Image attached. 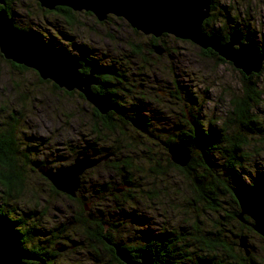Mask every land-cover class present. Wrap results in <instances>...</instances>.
Here are the masks:
<instances>
[{"label": "trees", "instance_id": "trees-1", "mask_svg": "<svg viewBox=\"0 0 264 264\" xmlns=\"http://www.w3.org/2000/svg\"><path fill=\"white\" fill-rule=\"evenodd\" d=\"M18 1L20 0H5V5L0 6V10H6L11 17L15 13ZM223 1L211 0V15L203 24V32L208 36L219 37L223 43H226L233 31L242 32V28L230 26V23L237 19L231 16L232 10L229 6L223 5ZM36 4L39 6L38 3ZM44 11L62 18L64 24L70 28L77 23L75 12L69 8L58 7L54 11ZM110 20H112L111 17L107 21ZM15 25L19 30L27 31L17 23ZM244 28L246 32H242L243 40L251 44L256 52L264 55V43L258 44L255 40V36L250 32V24L244 25ZM36 36L49 48L69 52L74 59L79 60L82 73L94 72L98 85L93 86L92 91L110 98L114 110L107 115L103 116L92 108L94 122L97 124L93 134L101 139V131L114 133L117 130L116 125L119 128L127 126L134 128L133 121L143 123L147 134L146 137L141 135L147 141H158L166 152L168 163L181 173L188 184L192 201L188 204L194 209L199 206L201 212L215 214L217 218L211 230H201L196 224L188 228L143 229L137 231L138 235L135 237L120 241L119 229L123 224L114 221L111 215H106L107 218L104 219V213L101 215L103 211L99 209L98 204H94L96 207H92L90 212L86 211V197L83 196V190L87 184V177L84 179L82 177V186L76 198L65 195L69 201L80 204L77 218L74 217L71 221L48 228L38 220L35 211L20 214L15 205L22 200L21 196L26 192L31 194L36 205L39 204L38 194L28 189L29 172L39 173L37 170L40 167H51L50 164L60 165L64 158L57 155L52 159L42 158L41 150L44 142H38L26 135V122L32 113L34 115V109L33 104L28 107L25 104L15 108L16 110L0 109V191L2 194L0 238L5 237L17 243L27 255L28 260L25 261L33 264H57V260L64 255L63 252L57 251L58 247L74 249L77 243L69 234L78 233V231L83 238L92 243L90 252L92 253L91 261L94 264H125L117 257L116 248L124 251L131 261H138L146 255L154 261V264H259L252 255L246 257L239 248L240 237L254 231L253 222L249 217L245 216L243 222L239 220L241 209L235 195L254 197L264 204V128L255 114V110L262 104L263 96L256 80L264 75V66L256 75L246 77L241 73L242 97L231 101L232 110L225 119L209 121L205 124L202 110L198 109L200 105L194 94L187 88L171 83L164 98L160 94L155 98L148 97L145 90L147 86L143 83L139 84L144 81L141 74L122 61H109L106 56V58L97 56L92 48L83 44L78 46L79 54L72 55L67 48L56 45L52 39L42 41L40 36ZM65 38L74 43L71 36ZM168 38V35L160 38L151 37L149 54H154L156 48H161L157 47L161 40ZM133 53L137 56L140 54L135 50ZM202 53L224 62L211 50L202 51ZM10 64L16 70H27L23 66ZM53 88L58 90L54 84ZM77 95L82 96L79 93ZM23 97L24 101H28L26 96ZM172 99L178 102L174 113L171 106ZM151 107L155 110H151ZM158 108H162L163 111L157 110ZM173 115L175 116L172 120ZM135 131L139 135V132ZM85 139L87 144L84 148L71 143L66 150L73 153L71 159H74L81 151L113 155L106 166L108 169L120 171V180L115 184L120 187L110 188L111 186L108 187L105 184H92L89 195L95 200L108 191V194L100 200H111V196L114 209L119 213L134 200L131 191L138 189L139 186L129 175L132 169L136 170L131 158L123 152L120 153L121 156H117L119 154L104 146L102 141H89L88 135ZM164 144H183L188 147L191 151V160L188 165L186 167L174 165L170 161ZM254 145L255 150H252ZM69 161L70 159H66V163ZM152 172L155 175L163 174L161 164L156 163ZM39 175L48 183L53 194L61 195L47 179L40 173ZM93 210L97 214L92 212ZM85 216L88 218H84ZM132 218L136 220V223H146V220L137 219V215H133ZM60 240H63L66 245H60L58 243ZM102 250L109 254V261L101 259L104 253ZM32 259H38L39 262H32Z\"/></svg>", "mask_w": 264, "mask_h": 264}, {"label": "rangeland", "instance_id": "rangeland-1", "mask_svg": "<svg viewBox=\"0 0 264 264\" xmlns=\"http://www.w3.org/2000/svg\"><path fill=\"white\" fill-rule=\"evenodd\" d=\"M36 3L33 0H20L16 3L18 6L15 7L13 16L15 23L21 28L40 36L42 41L52 39L56 45L67 48L72 55H78V46L83 44L92 48L97 56L102 58L106 56L109 61H122L141 74L144 81L139 84L143 83L147 86L145 90L148 97L155 98L160 94L164 98L171 83L187 88L196 97L205 124L209 121L225 119L232 110L231 101L243 95V73L228 61L222 62L214 56L203 54L202 51L206 50L190 41L168 35L169 40H161L157 46L161 47L163 53L158 55L155 52L150 55L152 36L134 30L123 19L112 16V20L102 24L92 14L75 12L77 23L70 28L64 24L62 18L46 13ZM222 4L229 6L232 10L231 16L237 19L230 23L231 27L242 28L244 33L246 32L244 25L249 23L250 32L255 36V40L258 44L264 43V0H224ZM66 36H71L75 44L65 38ZM133 50L138 51L139 56L135 55ZM9 62L0 54V109L11 110L25 104L27 107L33 104L34 115L32 113L27 119L26 135L38 142H44L41 150L42 158L52 159L57 154L69 158L71 151L66 150L67 146L72 143L74 146L84 148L87 144L85 139L87 135L89 141H102L104 146L115 150L119 154L117 156H121V152L130 156L137 171L132 169L129 175L139 186L138 189L131 191L134 200L119 213L114 209L111 196V200H100L108 194V191L95 200L89 195L92 184L119 188L120 186L115 185L120 180L119 170L108 169L106 166L108 173L100 177L97 172L93 178L94 182L87 176V184L83 190L87 212H90L92 207H96L94 204H98L99 209L103 211L101 215L104 213V219L107 218L106 215H111L114 221L123 224L119 229L120 241L135 237L138 235L137 231L143 229L188 228L195 224L201 230L213 228L217 216L201 212L199 206L196 210L188 204L192 203L190 188L181 173L168 163L166 152L158 141H147L142 136L146 137L145 133L141 132L142 135L139 137L140 134H137L135 128L128 126L119 128L118 125L114 133L101 131L102 138L98 139V136L93 134L97 125L92 114L93 106L83 96H78V92L66 95L64 92L67 91L54 89L53 82L42 80L33 69L16 70L10 64L12 62ZM256 81L263 96L262 104L255 110V114L264 128V75ZM23 96H26L28 101H24ZM176 104L178 105V102L172 99L173 113L177 109ZM157 110L163 111L162 108ZM251 143L254 144L255 141ZM252 150H255V145L252 146ZM104 156L108 158L102 162L107 163L112 158L108 154L97 157ZM156 163L161 164L163 174L155 175L152 172ZM110 165L114 167L113 164ZM28 175V189L38 194L39 204L36 205L31 194L26 192L21 196L22 200L15 205L20 214L35 211L38 220L48 228L77 218L76 214L81 208L78 202L69 201L67 195L62 193L59 196L53 194L50 186L40 178L39 173L29 172ZM1 197L0 191V200ZM109 211L111 213H108ZM92 212L97 214L95 210ZM41 214L45 215L42 217ZM133 215H137V219L146 220V223H136L132 218ZM69 236H72L77 244L74 249L71 247L65 249L64 255L57 260V264H94L90 252L92 243L83 238L79 231ZM245 236L250 246V255L257 263L264 264V239L254 232H247ZM58 243L66 245L63 240ZM101 259L109 261V254L105 251Z\"/></svg>", "mask_w": 264, "mask_h": 264}, {"label": "water", "instance_id": "water-1", "mask_svg": "<svg viewBox=\"0 0 264 264\" xmlns=\"http://www.w3.org/2000/svg\"><path fill=\"white\" fill-rule=\"evenodd\" d=\"M48 11L58 7L69 8L73 12H86L96 17L99 23L109 17L126 21L131 28L144 35L160 38L173 35L177 39L187 40L203 50H211L221 59L231 63L247 77L260 73L264 66V55L256 52L251 44L243 40L241 32L229 35L223 43L219 37L208 36L203 32V24L211 15V0H33ZM5 0H0V6ZM155 52L163 53L161 48ZM0 54L15 65L36 71L44 81H51L67 92L79 91L99 114L105 116L114 110L110 98L96 94L93 86L98 85L94 72H81V63L65 51H56L41 43L37 36L28 31L19 30L14 17L6 10H0ZM133 127L147 134L141 122H132ZM171 161L180 167H186L191 160V151L183 144L165 145ZM108 157H97L86 151L79 152L73 162L55 168L43 166L38 172L60 193L71 198L77 197L84 173L97 166ZM119 191V190H118ZM241 209L239 220L245 216L252 222L253 231L264 239V204L254 197L236 194ZM239 247L247 257L250 246L245 236L240 237ZM66 248L58 247L63 252ZM117 257L125 264H154L144 255L138 261H131L124 251L116 248ZM23 249L8 238H0V264L27 263ZM32 262H39L32 259ZM43 264V263H41Z\"/></svg>", "mask_w": 264, "mask_h": 264}, {"label": "flooded vegetation", "instance_id": "flooded-vegetation-1", "mask_svg": "<svg viewBox=\"0 0 264 264\" xmlns=\"http://www.w3.org/2000/svg\"><path fill=\"white\" fill-rule=\"evenodd\" d=\"M152 108V107H151ZM151 110H154L153 108L151 109ZM139 132V134L141 135V132L140 131H138ZM164 147H165V144L163 145ZM166 148V147H165ZM59 153H63V152H61V151H59ZM72 152H70V154H69V158H67V159H70V161L68 162V163H70L71 161L73 162V160L75 159H71L72 158ZM97 156H100L99 154H97V153H95ZM168 154V153H167ZM110 155H112V154H110ZM109 154H108V156H110ZM59 157H62V156H59ZM110 157H113V155L112 156H110ZM66 157H64L63 158V163H61L60 165L62 166V165H65L64 164V159H65ZM66 160V159H65ZM59 164H54V165H52V164H50V166H51V168H55V167H57V166H60ZM105 167H106V161L105 162H102V163H100L97 167H95V168H93L92 169V171L93 172H97L98 171V174H100V176H105V174H107V170L105 169ZM96 170V171H95ZM89 175V172H86L85 174H84V178L85 177H87ZM94 180V179H93ZM93 180H91L92 182H94Z\"/></svg>", "mask_w": 264, "mask_h": 264}, {"label": "bare ground", "instance_id": "bare-ground-1", "mask_svg": "<svg viewBox=\"0 0 264 264\" xmlns=\"http://www.w3.org/2000/svg\"><path fill=\"white\" fill-rule=\"evenodd\" d=\"M66 52V51H65ZM69 54V53H68ZM74 91L70 92V93H73ZM75 92H78L79 94H81L79 91H76ZM82 95V94H81ZM83 96V95H82ZM251 98V97H250ZM57 156H61L60 154H57ZM63 157V156H62ZM66 163V160L64 159V164ZM102 163V162H101ZM66 165V164H65ZM95 168V167H94ZM93 168L87 170V172H89V178H91V180H93V178L95 177V173L92 171ZM38 171V170H37ZM100 177H103V176H100ZM82 186V185H81ZM81 188V187H80ZM79 192H80V189L79 191L77 192V195H79Z\"/></svg>", "mask_w": 264, "mask_h": 264}]
</instances>
